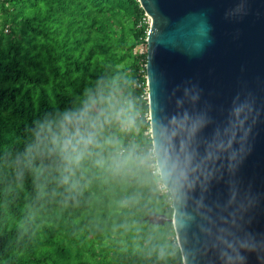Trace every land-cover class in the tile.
Segmentation results:
<instances>
[{"label": "trees", "instance_id": "obj_1", "mask_svg": "<svg viewBox=\"0 0 264 264\" xmlns=\"http://www.w3.org/2000/svg\"><path fill=\"white\" fill-rule=\"evenodd\" d=\"M138 0H0V264H183L153 173Z\"/></svg>", "mask_w": 264, "mask_h": 264}, {"label": "water", "instance_id": "obj_2", "mask_svg": "<svg viewBox=\"0 0 264 264\" xmlns=\"http://www.w3.org/2000/svg\"><path fill=\"white\" fill-rule=\"evenodd\" d=\"M149 134L183 264H264V0H138Z\"/></svg>", "mask_w": 264, "mask_h": 264}, {"label": "built area", "instance_id": "obj_3", "mask_svg": "<svg viewBox=\"0 0 264 264\" xmlns=\"http://www.w3.org/2000/svg\"><path fill=\"white\" fill-rule=\"evenodd\" d=\"M146 15V14H145ZM146 22L148 23V26L150 24V17L148 15H146ZM146 90H147V87H146ZM147 92H146V98H147ZM149 132V131H148ZM152 153H153V148L151 149ZM154 155V153H153ZM153 173H158V170H157V167H156V164H155V168H153L152 170ZM157 188L159 189V191L162 193V194H167L169 191L168 189L164 186V184L161 182V180L158 182V185H157Z\"/></svg>", "mask_w": 264, "mask_h": 264}]
</instances>
